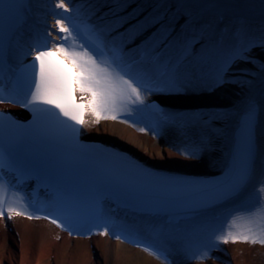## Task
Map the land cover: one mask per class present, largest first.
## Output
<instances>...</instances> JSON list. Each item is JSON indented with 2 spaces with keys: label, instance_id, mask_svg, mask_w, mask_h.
<instances>
[{
  "label": "bare ground",
  "instance_id": "bare-ground-1",
  "mask_svg": "<svg viewBox=\"0 0 264 264\" xmlns=\"http://www.w3.org/2000/svg\"><path fill=\"white\" fill-rule=\"evenodd\" d=\"M65 2L70 8L83 5L82 11L91 10L89 19L99 24L106 37L123 40L128 50H148L142 65H150L153 77L168 68L178 81L175 88L145 93V105L133 106L131 113H123V119L120 114L97 123L88 110L86 139L104 141L155 168L203 180L222 175L230 167L237 149L239 115L251 99L258 106L252 172L247 184L228 201L205 212L188 211L179 223L147 212L114 213L107 209L113 224L108 235L75 238L44 218L19 216L14 231L9 229L7 218H0V264H264V245L214 241L233 217L256 209L260 202L258 189L264 182V48H252L247 53L250 60H237L228 69V82L211 86L219 65L233 49L264 38V0ZM54 5L55 0L30 1L29 18L16 33L18 61L28 58L39 34L50 33L55 42L60 39L55 22L63 15ZM153 55L156 63L150 58ZM153 99L166 106L170 120L156 116L149 106ZM4 105L25 115L16 102ZM136 115L140 122L133 121ZM191 150H198V155L184 154ZM21 193L31 201L28 192ZM119 227L141 232L167 252V259L116 239L115 228ZM202 251L207 252L206 259L200 258Z\"/></svg>",
  "mask_w": 264,
  "mask_h": 264
},
{
  "label": "snow or ice",
  "instance_id": "snow-or-ice-1",
  "mask_svg": "<svg viewBox=\"0 0 264 264\" xmlns=\"http://www.w3.org/2000/svg\"><path fill=\"white\" fill-rule=\"evenodd\" d=\"M54 6L62 10L63 19H57L55 25L64 35L59 42H55L49 33L46 38L37 40L31 46L27 55L32 57V62L22 72L23 89L20 92L14 89L15 94L7 97L9 101L14 100L20 106L33 111L36 120L40 122L36 130L38 134L44 135L49 127H55L63 139L74 141L80 127L87 126L84 119L87 110L92 112L97 123L101 119H116L120 114L131 113L133 106L145 105V93L160 90V85L165 88L176 87L178 81L169 71L158 72L153 78L149 72L134 68V64L144 62L146 57L141 53L139 61L133 60L129 63L123 53V40L119 44L108 45L101 32L88 23L91 10L82 11L83 5L70 8L65 0H55ZM254 47L264 48V38L259 43L248 42L233 49L219 65L211 86L219 87L228 82L225 79L228 69L237 60H250L247 53ZM151 59L153 63L157 62V57ZM261 67L264 68V65ZM77 91L89 94L87 103L77 102ZM0 94L3 95V90ZM2 102L4 98H0V103ZM160 115L166 119L162 111ZM257 115L258 106L250 99L239 115L237 178L225 195L246 182L251 175L255 157L254 133ZM4 121L13 123L0 110V122ZM140 131L145 129L141 128ZM184 154L195 157L198 150ZM22 163L26 167H22ZM43 163L38 157L21 161L17 143L10 142L5 146L0 140V218L7 215L11 220L15 214L28 219H50L53 224L68 230L69 235H72L78 229L73 214L76 205L70 194L57 193L54 212L40 217L36 213L46 209L37 207L23 193L17 191L20 182L33 174L31 169L39 168ZM5 171L15 174L16 184L6 179ZM258 192L260 202L257 208L233 217L214 237V241L264 245V182ZM53 215L56 216L55 219L52 218ZM86 219L93 222V228H102L98 234H109L108 221H102L99 205H96ZM91 232L90 228L86 234ZM115 238L120 237L116 235ZM145 250L157 258L164 257L163 252L154 250L151 246ZM200 258L206 259L207 252L202 251Z\"/></svg>",
  "mask_w": 264,
  "mask_h": 264
}]
</instances>
